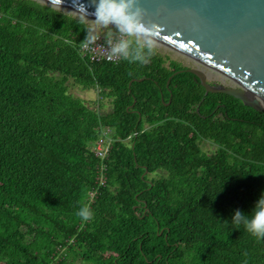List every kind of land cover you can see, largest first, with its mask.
<instances>
[{
  "label": "trees",
  "instance_id": "obj_1",
  "mask_svg": "<svg viewBox=\"0 0 264 264\" xmlns=\"http://www.w3.org/2000/svg\"><path fill=\"white\" fill-rule=\"evenodd\" d=\"M86 24L0 0V264H264V239L224 221L264 193V111L157 51L91 62ZM105 129L100 162L88 145Z\"/></svg>",
  "mask_w": 264,
  "mask_h": 264
},
{
  "label": "water",
  "instance_id": "obj_2",
  "mask_svg": "<svg viewBox=\"0 0 264 264\" xmlns=\"http://www.w3.org/2000/svg\"><path fill=\"white\" fill-rule=\"evenodd\" d=\"M33 1L48 6L46 0ZM77 3L76 7L92 12L91 0ZM139 3L145 21L159 26L156 46L193 65L195 68L184 70L194 75L193 80H198L205 94L229 95L247 107L264 111V0H139ZM62 7L70 10L66 14L79 17L73 0H65ZM89 18L91 21L94 16ZM204 72L235 87L209 83Z\"/></svg>",
  "mask_w": 264,
  "mask_h": 264
},
{
  "label": "clouds",
  "instance_id": "obj_3",
  "mask_svg": "<svg viewBox=\"0 0 264 264\" xmlns=\"http://www.w3.org/2000/svg\"><path fill=\"white\" fill-rule=\"evenodd\" d=\"M65 0H46V3L57 13L70 11L62 7ZM93 10L76 7L79 3L73 0V7L84 24L89 16L92 24L85 26L86 35L81 43L85 47L96 45L104 40L110 56L121 57L130 62L144 63L156 48L155 34L158 25L146 22L144 9L139 0H91ZM106 30V31H105ZM251 213V214H249ZM78 215L85 219L91 217L88 208H81ZM234 226H243L247 232L258 239H264V193L256 200L250 212L235 209L230 220H224Z\"/></svg>",
  "mask_w": 264,
  "mask_h": 264
},
{
  "label": "built area",
  "instance_id": "obj_4",
  "mask_svg": "<svg viewBox=\"0 0 264 264\" xmlns=\"http://www.w3.org/2000/svg\"><path fill=\"white\" fill-rule=\"evenodd\" d=\"M104 40H98L96 45L91 47H85L83 44L80 46L79 52L81 56L89 59L91 62L107 61L117 62L121 57H113L109 55L107 47L104 46ZM112 141L111 131L105 129L101 132V136L94 142L88 145V150L93 153L102 162L109 150L110 143ZM97 187L101 188L105 184V177L103 174V166L100 164L97 175ZM98 189L90 192L89 199L91 200L97 193Z\"/></svg>",
  "mask_w": 264,
  "mask_h": 264
},
{
  "label": "rangeland",
  "instance_id": "obj_5",
  "mask_svg": "<svg viewBox=\"0 0 264 264\" xmlns=\"http://www.w3.org/2000/svg\"><path fill=\"white\" fill-rule=\"evenodd\" d=\"M66 13V12H64ZM69 14V13H67ZM72 15V14H70ZM74 16V15H72ZM76 18H79L77 16H74ZM86 23L88 25H91L92 22L91 21H86ZM106 31V30H105ZM155 48L158 53H160L161 55H164L166 57H168L170 60L179 62V64L183 67H189V68H195L193 65L189 64L188 62H186L185 60L181 59L180 57L158 47L155 45ZM204 74L206 75V79L209 81V83H219L222 84L224 86H231V87H235L234 84H232L229 81H226L224 79L212 76L210 74H207L204 72ZM67 89L68 92L71 93L72 95L79 97L85 101H95L97 99V91L90 89V90H81L79 87H77L76 85H74L71 81L68 82L67 84ZM110 111V104L109 101H107L106 99L102 100V107L99 108V112L100 113H108ZM200 147L202 149L203 152L205 153H211L214 151L215 146L212 145L211 143H209L208 141H202L200 143ZM155 176V175H154ZM1 263V262H0Z\"/></svg>",
  "mask_w": 264,
  "mask_h": 264
}]
</instances>
